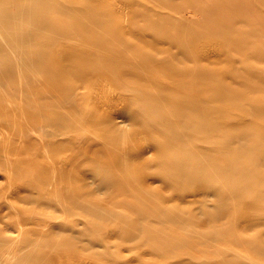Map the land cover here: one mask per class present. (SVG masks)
Masks as SVG:
<instances>
[{
  "label": "rangeland",
  "instance_id": "obj_1",
  "mask_svg": "<svg viewBox=\"0 0 264 264\" xmlns=\"http://www.w3.org/2000/svg\"><path fill=\"white\" fill-rule=\"evenodd\" d=\"M50 1L52 3L48 7L40 6L37 10L48 21L63 24L64 0ZM103 1L88 0L86 3V0H68V3L76 8L86 7L88 15L93 13L100 15L98 24L106 26L107 43H112L111 46H106L104 52H114L119 47L116 41L122 39L138 45L139 36L131 39L135 34L131 32L144 25L145 19H140L137 15L138 20L135 17L136 24L132 27L133 11L142 10L141 8L145 6L151 8L147 20L152 19L154 14H159L158 12L169 14L163 2L155 0L153 2L119 0L120 5L116 0ZM123 1H126L127 5L123 4ZM199 2L202 4L199 14L195 11L193 13L191 7L184 1L180 5L187 6L184 9L178 6L179 9H183L179 12L181 11L180 15L182 14L188 21L195 23L204 21V27L208 29L207 22L213 18L218 19L221 13L216 10L207 14L205 11L208 5L203 0ZM256 2L258 3V0ZM9 4L6 13L13 6L24 5V0ZM116 4L126 7L120 9ZM115 6L116 9L112 10ZM244 8V3H238L235 9L244 11ZM122 9H124L122 13L126 14L121 13ZM114 10L116 12H113ZM251 12L249 10L246 15L248 13L250 15ZM113 13H119V17L122 15V18ZM0 14H3L2 9ZM71 16L69 19H74L77 13ZM174 18L177 19L175 16ZM237 18L240 19V16ZM252 18V23L255 18V22L259 20L257 16ZM239 19L238 22L241 20ZM260 19L262 20V17ZM126 20H130L128 24L125 23ZM251 20L246 16L242 22H236L240 33H233L229 39L227 38L231 46L228 43L226 45H229L230 49L232 46L241 45L239 47H244L245 50L228 49V53L222 46L224 41L220 34L214 36L212 34L207 38H197L191 46L192 62H189L191 64L177 63L174 58L177 48L162 44L163 39L160 36L157 37L158 40L156 39L160 40V43L155 41L156 49L161 50V53L157 54L160 69L151 70L150 73L159 71L164 85L167 86L170 80L169 87L173 90L171 103L167 99L159 109H165L168 104L175 109V113L184 116L179 122L182 126L179 133L180 136L189 138L188 141L184 140L177 145L175 150L192 147L202 158L198 165L206 167L208 174L201 183L193 185L187 191H177L164 185L155 174L158 168L151 167L155 141L158 138L155 133L139 132L141 136L138 132V134L133 132L130 136L127 145L123 147L125 151L131 149L126 151L130 162V165L126 166L129 173L128 168L124 172L125 170L120 167L118 155L121 156V153L116 148L101 151L103 148L97 146L95 153H98L102 164L95 167H86L84 163L82 164L83 158L75 153L76 149L80 148L82 152L90 153L95 150L90 146L91 143H87V136H81L77 132L69 133L67 136L60 134L63 115L69 114L71 109L58 105L55 91L61 90L64 86L62 72L64 58L60 53L64 55L65 46L75 43V40L65 41L59 32L39 29L40 24L37 20L30 22L34 26L26 23L23 26L25 29L38 30L33 36V43L23 47L25 50H15L17 52L14 51L15 54L7 50L0 54V264H264V243H260L264 242V23H261V20L257 25L253 23L254 27L258 26L259 33L256 29L252 32L251 29L254 28ZM121 27L127 28L123 30ZM129 28L134 30L127 31ZM125 32H128L127 35ZM228 34L230 35L227 33L225 36ZM199 47L202 48L198 49ZM44 48H46L43 51L44 57H37L35 54ZM20 58L24 64L22 67L17 65ZM4 59L6 62L2 64L1 61ZM184 66L193 70L188 71L189 69ZM174 67L177 69H174L172 78L167 75L168 79L162 72L166 71L167 74ZM18 73L21 74L20 77ZM175 78L184 81V85L176 83ZM12 82L17 90L12 87ZM101 82L104 83L97 82L100 88L106 87V90L112 88L110 85L106 86V82L104 85ZM88 84L87 82L86 86ZM95 85L96 83L92 87L97 86ZM89 88L91 87L89 86L88 90ZM117 89L120 90L119 95L114 88L111 92L116 94L108 91L106 95V97L110 95L109 101L114 97L108 101V107L113 109L98 110L109 127L118 125L120 122L117 121L120 120L118 118L124 114L125 100L131 95L122 88ZM88 90L86 87L78 90L83 93L79 107L81 110L92 111L96 106L87 104ZM120 95L123 97L125 95V99ZM112 113L118 115L116 121ZM119 124L128 131L133 130L130 125ZM46 125V129L42 131L40 126L45 128ZM45 130L50 134L46 135ZM134 134L139 135V138L145 136L148 139L147 143L145 139L142 145L143 140H139ZM79 137L81 139L78 140ZM43 138L47 139L46 147L43 145ZM65 140L68 143H64L59 149L58 144ZM137 140L139 148L136 149ZM38 146H44V151L46 149L48 151L43 153L42 147L37 150ZM175 150L167 149L164 154L169 157L175 154ZM113 154L117 156L114 157ZM142 154L145 155L143 158ZM224 165L225 169H228L226 175H222L220 171L224 169ZM116 168L123 171V174L119 172L124 181ZM162 170L173 172L174 166ZM43 171L53 178L54 171L55 178L51 181V186L49 184L45 187L43 183L37 181L35 176ZM60 174L66 176L61 182L57 178ZM94 177L95 181L92 179ZM90 180H93L94 184L90 183ZM95 182L99 187H96ZM126 183L131 188H127ZM76 185L81 187L83 197H79L80 191L77 187L74 194L67 192L70 186ZM84 192L88 195L85 196ZM173 194L176 197L178 195V201L171 197ZM199 203L201 207H198ZM203 203L205 205H202ZM219 204L226 209L227 214L211 217L210 211ZM195 210L198 212V220L191 221ZM170 211H183L187 223L172 221L173 219L166 214ZM149 223L154 225L153 230L162 231L164 235L147 233L140 229ZM95 228H100L99 232H96ZM160 249H165L167 254L159 255Z\"/></svg>",
  "mask_w": 264,
  "mask_h": 264
},
{
  "label": "bare ground",
  "instance_id": "obj_2",
  "mask_svg": "<svg viewBox=\"0 0 264 264\" xmlns=\"http://www.w3.org/2000/svg\"><path fill=\"white\" fill-rule=\"evenodd\" d=\"M15 1H17V0H5V2L3 0H0V8L2 5L1 9H2V13H3L2 15L0 14V54L5 50H7V52H10V53L11 52L14 53L15 50H17V51L22 50V49L25 50V48H23V47H25V46L28 47V45L33 43V36H35V34L37 33L38 30H35V31L27 30L23 26L26 23H30V22H33L35 20H37L38 23L40 24L39 29H41V30L51 29L56 33L59 32L65 41L71 40V39L75 40L74 41L75 43L68 44L67 46H65L64 55H63V53H60V54H62L61 57L64 58L63 69H62L63 77H64V86L62 87L61 90H55L56 91V97L58 98L57 102H58L59 106H61V107L68 106L71 109V112H69V114L63 115L62 129H61V133H60L61 135L67 136V135H69V133H76L77 132L81 136L82 135L84 137L87 136L86 141L88 144L91 143L90 146H92L94 150H95V147H97V146H101L103 148L101 151L107 150L110 148H116V149L120 150L121 156L118 155V157L120 158V161L118 160L119 165H120V167H122L125 170L124 172H126V169L128 168V167L126 168V166L130 165L129 164L130 162H128L129 158L127 157L128 155H127L126 151L131 150V149H127L125 151V149L123 147L127 145L128 141L130 139V136L133 134V132H136V133L137 132L138 133L144 132L143 134L155 133V134H157L158 138L155 141V150L153 151L154 159L151 160V162L153 161L151 167L158 168V170L155 174L157 175L159 180L164 185H167V186H169V187H171L177 191L178 190L187 191V190L191 189V187L193 185L199 184V182L201 183L204 178L208 177V174L206 172V167L202 168L198 165V163H200L202 161L201 156L196 154L192 147L187 146L183 150H179V151L175 150L177 145L181 144L184 140H186V141L189 140V138H187V137L184 138V137L180 136V133H179L182 129V126L179 124V122H181V120L184 119V116H182V115L179 116L178 113H175V109L170 107V105H168V104H167L165 109H163V110L159 109V107L163 106L164 102L167 99H168V102L171 103L173 90L169 87L170 86V80H168L167 86L164 85L162 78L158 74L159 71H157L154 74L150 73L151 70H159L160 69V66H159L160 59H159V55H157V54L161 53V50L156 49V47H155L156 42L160 43V40L157 41L158 40L157 37L160 36L163 39L162 40L163 43L161 42L162 44H169V45L177 48L175 50V53H174V56H175L174 58H175V61L177 63L192 62V61H190V56L192 55V53H191L192 47L191 46L194 45L197 38H207L209 36H212V34H213V36L220 34L222 40L224 42H226V43H224L222 41L223 42L222 46H223V48L225 47L224 48L225 51L229 53L228 49H230L231 44L229 43L230 41L229 42H227V41L230 38L231 34H233V33L238 34V32L240 33V30H238L239 29L238 23H240L241 20H245L246 16L249 18V20H251L252 17L255 18L256 16H257V18H259V20H261L260 18L262 17V20H263L264 7H262V6H264V0H258V3L256 2V0H203L205 2V4L208 5L207 11H205L207 14H210V12L216 11V10H219V12L221 13L220 14L221 16L218 17V19L213 18L211 21L207 22L208 29H206L204 27V21H201V22L196 21V23H195V22L186 20V18H184V16L182 14L180 15L181 11L187 5H189L191 7V10L193 11V13L195 11L197 14H199L201 11L200 6L202 5L201 2H199L200 0H182V1H184V3L185 2L187 3L186 6L180 5L182 1L181 2H174L172 0H155L157 2L158 1L163 2L165 7L164 6H162V7L166 8L168 10L169 14H164L162 12H158L159 14H154V17H152V19L147 20V18L149 17L148 12L150 13L151 8H148L147 6H145V8H141L142 10L139 9L138 11H133L134 14H133L132 27L134 24H136L135 17L137 18V20H138V17L140 19H145V22H143L144 25H141L140 27H138L137 31L132 29L135 32L133 31V32H131V34H133V33H135V34L132 36L130 34V36L132 37L131 39H134L133 37H135V36H139L140 41H139L138 45H136V44L128 41L127 39L118 40L119 42L116 41V44H118L119 47L114 52H104L103 51L104 49H107V47H106L107 45L111 46V44H112V43H107V39H106L107 36L105 34H107L108 30H107L106 26H104V24H102V23L98 24V22L101 18L100 15H98L97 13H93V15L92 14L88 15L86 10H85L86 7L83 9H81L80 7L76 8L75 6H71V4L68 3V0H64V5H62V9H63L62 11L64 13V23L61 24V23L55 22V21H53V22L48 21L46 18H43L40 14V11L37 10L38 8H40V6H43L44 8L48 7L52 3V1H50V0H24V5L22 4L21 6H13V8L8 13H6L5 11L9 8V5H10L9 2L12 3ZM99 1H102V0H99ZM116 1H118L119 5L121 4V3H119V0H116ZM150 1L153 2L154 0H150ZM86 3H88V0H86ZM125 3L127 5V2L123 1V4H125ZM238 3H244L245 4V8L243 9L244 11H242V10L237 11L235 9L237 7ZM118 4H116V5H118ZM108 5H109V3H108ZM111 6L114 7V5H111ZM124 6L125 5H122V7L121 6H119V7L121 9V8H124ZM178 6H182L183 9L182 10L179 9L180 7H178ZM112 7H110V8H112ZM113 9H116V6H115V8H112V10ZM248 9L252 12L254 10L255 11L253 13L251 12L252 15L251 14L248 15L249 13L246 15V13L249 12ZM135 10H137V9L135 8ZM179 10H181V11L179 12ZM259 10L261 11V13H256V12H259ZM122 11H124V9L121 10V13H122ZM233 11H234V13H233ZM235 11H236V14H235ZM239 11H240V15H238ZM113 12H116V11L114 10ZM74 13H77V16L74 19H69V17H72L71 15ZM119 13H120V11H119ZM113 14H115V13H113ZM118 14H115V15H118ZM122 14L124 15L126 13L123 12ZM234 14L237 15V17L240 16L241 20L239 18H237ZM137 15H138V17H137ZM125 16H124V18H125ZM174 16L177 17V19L174 18ZM250 16H252V17L250 18ZM118 17H119V15H118ZM127 17H128V15H127ZM121 18H122V15H121ZM220 18L222 19V21ZM126 19H128V18H126ZM238 19L240 20L239 22L237 21ZM254 20H253V23H255V25H257L259 20H258V22H255ZM262 20H261V23H264V22H262ZM129 21L126 20V22L125 21L124 22L126 24H128ZM234 22L235 23L238 22V23H236L237 28H236V25ZM138 23H139V21H138ZM251 23H252V20H251ZM30 24H32V23H30ZM32 25H30V28ZM120 25H121V23H120ZM127 27H125L124 29H126ZM130 28L127 31H132ZM250 28H251V26H250ZM253 28L254 29H251L252 32H255V29H256V31L258 30V33H259L258 26L254 27V24H253ZM214 29L215 30L217 29L218 31L217 30L215 31ZM127 33H126V35H127ZM214 33H216V34H214ZM222 33H224V34H222ZM227 33H230V35L228 34L227 36H225ZM123 34H124V32H123ZM237 36H239V35H237ZM240 36H241V34H240ZM136 39H138V37ZM199 42H202V41H199ZM199 42L197 44H199ZM227 43L230 46L226 45ZM223 44H225V46ZM58 45H60V44L58 43ZM61 45H62V43H61ZM220 45H221V43H220ZM57 46H56V53H57V49H58ZM239 46H241V45H239ZM239 46H232V49H230V50L237 51V50H241L242 48H243V50H245L244 47L241 48ZM60 47H62V46H60ZM200 48H202V47H199L198 49H200ZM26 49H28V48H26ZM153 49H154V51H153ZM203 49H201V50H203ZM44 50H46V48L42 49L39 53H36L35 55L37 57L43 58L44 57L43 56ZM195 50L197 51V49H195ZM204 51H205V49H204ZM231 52H233V51H231ZM251 52H250V54H251ZM165 53H164V55H165ZM60 54H59V56H60ZM203 54L201 53V55H203ZM56 55H58V53ZM65 57H66V60H65ZM62 58H61V60H63ZM203 58H201V59H203ZM5 62H6V59L1 61L2 64ZM189 64H191V63H189ZM17 65H19L21 67L24 65L22 63L21 58L17 61ZM34 66H36V65H34ZM184 68L189 69L188 71L193 70L191 68H187L186 66H184ZM16 69H18V68H16ZM174 69H177V67H174L173 69H171L167 74H166V71H163L162 73H164V75L167 78H168L167 75H170V77L172 78V76L175 72ZM10 71H12V70H10ZM20 71L21 70H19V72ZM17 72H18V70H17ZM32 72H33V70H32ZM18 75H19V73H18ZM20 75H19V77H20ZM22 77L23 76H21V78ZM21 81L23 82L22 79H21ZM100 81L104 82V83L101 82L102 85H104L106 82L105 85L106 86L110 85L112 88L110 86H108V87L111 88L112 90L111 89L109 90L108 88L106 90L105 89L106 87L100 88L97 84V82L99 83ZM174 81L176 83H178L179 85L180 84L184 85V81H182L180 78H175ZM38 82H39V80H38ZM87 82L89 84L86 86ZM95 83L97 86L95 85L96 87H94V86L92 87V85H94ZM19 85H20V83H19ZM14 86L15 85L13 83L12 87L14 88ZM89 86L91 88H89V90H88ZM85 87L88 90V94H89L87 104L88 105L89 104H91V105L95 104V106H96L95 109L92 111L81 110L79 107V102L81 99H83V97H82L83 93L79 92L78 90H80V88H85ZM113 88L115 90H117V91L114 90L117 93H118V91H120L117 88H122L126 91L127 94L130 93L131 95H128L129 98L125 100L126 102L124 101V99H125L124 97H126L125 96L126 94L124 95V97L122 96L123 93H122V95H120V96H122V98H124L123 101L125 102V106H124L125 108H123L124 110L122 109L124 114H122V116L118 118V119H120V120H117V121H120V122H118V125H114V126L109 127L105 124V122H104L105 120L103 119V115L98 110H99V108L100 109L102 108V110L109 108L108 107V104H109L108 98L110 95H108L107 97H106V95L108 94V91L109 92L113 91ZM14 89L17 90V88H14ZM44 89L46 90V88H44ZM21 90L22 89L20 88V92H21ZM115 92H111V93H115ZM118 95H119V93H118ZM113 99H114V97H111V100H113ZM148 99H149V101H148ZM26 103H28V102L26 101ZM120 105H121V103L118 106L120 107ZM171 106H172V104H171ZM109 109H108V111H109ZM112 109H110V110H112ZM115 109H116V107H115ZM105 111H103V113ZM118 111H119V109H118ZM112 114H110V115H112ZM116 116L118 117V115L112 116V117H114V121H116L115 120ZM106 122L110 123V121H106ZM119 123H123L124 125H127V126L128 125L132 126L133 127V130H131L132 132L128 131L123 125H120ZM230 123H232V122H230ZM86 124L88 125L89 129H87ZM40 127H41L40 129H42V131H43V129H46L47 125L45 126V128H42L43 126H40ZM59 127H61L60 124H59ZM49 128L50 127H48V129ZM47 130H45V132H47ZM186 130H188V128H186ZM85 132H87V133H85ZM48 134H50V132L49 133L47 132L46 135H48ZM139 135L142 136V134H140V133H139ZM134 136H137V135L134 134ZM134 136H132V138ZM144 137L145 136H143L141 138L138 137L139 140H141V141L143 140V142H141L142 145L146 139V137L145 138ZM142 138H144V139H142ZM43 139H44V141L43 140L42 141L44 142V144H43V142H41V143L44 146L45 145L47 146L48 142L45 143V141L47 139H45V138H43ZM79 139H81V138L79 137L78 140ZM139 140H137L136 146L139 145L138 144ZM27 141L29 142V140H27ZM49 141H50V138H49ZM134 141H136L135 138H134ZM147 141H148V139H146L145 143H147ZM64 143H68V142H66V140L63 141V143L60 142V144H58L57 147L59 149L62 148L64 146ZM44 146L43 147L38 146V148L42 147L41 150L42 149L43 150L41 152L44 151V149H45ZM135 147H134V149H135ZM38 148H37V150H40V148L39 149ZM137 148H139V146L136 147V149ZM171 148L175 150V154L167 157L166 154H164V152L167 149H171ZM27 151H28V149H27ZM101 151H99V153H101ZM107 151H109V150H107ZM37 152H39V151H37ZM95 152H96V150L94 152H91V153L90 152H84V151L82 152L79 148V149H76L75 153L78 154V156H80L81 158H83L82 164L84 163V165L86 167H90V166L95 167V166H99V164H102V160L99 158V155H97L98 153L96 154ZM136 152H135V154H136ZM118 153H119V151H118ZM128 153H131V152L128 151ZM48 154H45V155L48 157ZM115 154H113V155H115ZM135 154H133V155H135ZM143 154H145V153H143ZM143 154L141 156L142 158L145 155H147V154H145L143 156ZM109 156H110V154H109ZM116 156L117 155H115L114 157H116ZM130 156H132V155H130ZM137 156L140 158L139 155H137ZM114 157H112V159ZM209 157L214 158L213 156H209ZM48 158H50V157H48ZM110 158H108V159H110ZM112 159H111V161H112ZM137 160H140V159L137 158ZM135 162H133V163H135ZM225 165L223 166L224 169H220L222 175L228 174V169H225L226 168ZM171 166H174L173 172H168V171L162 170L165 168H171ZM160 168H162V169H160ZM116 170H118V169L116 168ZM77 171H78V169H77ZM81 171H83V170H81ZM119 171H121V170H118V172ZM127 172L129 173V168H128ZM121 173L123 174V171H121ZM121 173L119 172V174L118 173L117 174L122 177V175H120ZM143 173H141V174H143ZM144 174H146V172ZM53 175L55 178L54 171H53ZM80 175L82 176V173ZM181 176H184V178H182ZM35 177H36L37 181L39 183H43L45 185V187H47L49 184L51 186V184H52L51 181L54 179L52 177V175L51 176L46 175V172H44V171L41 173L40 172L37 173V175ZM65 177H66L65 174L64 175L60 174L57 176L59 182H61ZM82 177H84V176H82ZM145 177H148V176L145 175ZM145 177H143V178H145ZM68 178H70V176H68ZM92 179H94V181L96 180L95 177ZM121 179L123 181L125 180L123 177ZM90 181H91L90 183L94 184L92 182L93 180H90ZM146 182H147V180H146ZM44 185H41V186L44 187ZM95 185H96V187H99L97 185V183ZM82 186H84V185H82ZM76 187L80 191L79 197H83L82 192L80 190L81 187L78 185L70 186L67 189V192L73 193L74 191H76ZM126 187L127 188L129 187V185L127 183H126ZM129 188H131V187H129ZM196 188H198V187H196ZM162 189H165V188H162ZM90 190H91V188H90ZM97 190H99V189H97ZM86 192H88V191H86ZM86 192H84V194ZM88 193H86L85 196L88 195ZM173 195L171 197L173 199H175V201L177 199H179L178 195H177V197L175 195L174 196ZM55 196L58 197V195H55ZM191 196H193V195H191ZM57 197H55V198H57ZM174 197H176V198H174ZM154 204H155V202H154ZM80 205L84 206L83 204H80ZM202 205H205V204L203 203ZM163 206L164 205H162V207ZM198 207H201V203L198 204ZM197 208H196V210H197ZM196 210L194 211V213L191 217V221L198 220L197 219L198 212H196ZM223 210H224V213H223ZM225 210L226 209L224 207L220 206V204H219L216 207H214L213 210L210 211V216L216 217L218 215L221 216L223 214H227V212H225ZM166 214L170 218L173 219L172 221H177V222L182 223V224H186L188 221L185 218L183 211H172V212L170 211V212H167ZM153 226L154 225L150 224V223L148 225L144 224L140 229L147 231V233L153 232L154 234L155 233L163 234L162 231L157 232L156 229L153 230L152 229ZM99 229L95 228L96 232H99ZM147 242H149V241H147ZM260 243H264V242H260ZM158 254L159 255H165V254H167V251L165 249H163V250L160 249V251L158 250Z\"/></svg>",
  "mask_w": 264,
  "mask_h": 264
}]
</instances>
